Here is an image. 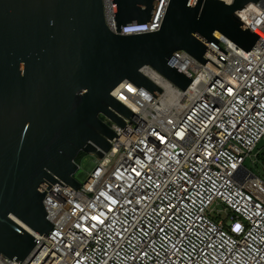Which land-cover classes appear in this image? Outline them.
<instances>
[{"label": "built area", "instance_id": "1", "mask_svg": "<svg viewBox=\"0 0 264 264\" xmlns=\"http://www.w3.org/2000/svg\"><path fill=\"white\" fill-rule=\"evenodd\" d=\"M168 2L126 33L157 30ZM102 3L115 30L112 0ZM235 15L259 35L255 45L214 33L226 54L206 46L224 62L174 51L169 61L191 78L184 90L149 65L140 72L161 88L156 98L128 80L113 88L131 120L100 115L117 134L110 149L73 175L76 189L55 182L45 192L53 225L34 234V257L0 264H264V176L243 165L264 137V0Z\"/></svg>", "mask_w": 264, "mask_h": 264}, {"label": "water", "instance_id": "2", "mask_svg": "<svg viewBox=\"0 0 264 264\" xmlns=\"http://www.w3.org/2000/svg\"><path fill=\"white\" fill-rule=\"evenodd\" d=\"M255 1L169 0L157 30L123 34L151 22L159 0H112L115 30L102 0H0V255L29 262L34 234L52 230L45 192L55 182L76 189L78 153L102 158L110 149L117 134L100 115L123 127L117 113H134L114 87L128 80L156 98L161 88L140 72L149 65L184 90L191 78L172 53L206 63L207 50L224 62L206 46L226 54L215 32L250 50L259 35L235 12Z\"/></svg>", "mask_w": 264, "mask_h": 264}, {"label": "rangeland", "instance_id": "3", "mask_svg": "<svg viewBox=\"0 0 264 264\" xmlns=\"http://www.w3.org/2000/svg\"><path fill=\"white\" fill-rule=\"evenodd\" d=\"M264 148V137L262 140L257 144L253 154L251 157H246L243 165L253 171L254 173L258 174L259 176H264V166H262V149ZM258 153L257 160H255L254 155ZM95 159V155L91 153L81 152L79 159H77L78 169L74 173V176L81 180V176L79 175L82 172L87 170L88 164Z\"/></svg>", "mask_w": 264, "mask_h": 264}, {"label": "clouds", "instance_id": "4", "mask_svg": "<svg viewBox=\"0 0 264 264\" xmlns=\"http://www.w3.org/2000/svg\"><path fill=\"white\" fill-rule=\"evenodd\" d=\"M129 29H132L131 27H128V28H125L124 26L121 28V32L123 34H132L131 32L130 33H126V31H128Z\"/></svg>", "mask_w": 264, "mask_h": 264}, {"label": "trees", "instance_id": "5", "mask_svg": "<svg viewBox=\"0 0 264 264\" xmlns=\"http://www.w3.org/2000/svg\"><path fill=\"white\" fill-rule=\"evenodd\" d=\"M261 153H262V152H260V154H261ZM80 155H81V152H79L78 155L76 156V158H75V161H76V162H77V159H79ZM258 155H259V154L257 153V157H258ZM261 155H262V154H261ZM261 159H262V162H263V164H264V157H263V155H262V158H261Z\"/></svg>", "mask_w": 264, "mask_h": 264}, {"label": "bare ground", "instance_id": "6", "mask_svg": "<svg viewBox=\"0 0 264 264\" xmlns=\"http://www.w3.org/2000/svg\"><path fill=\"white\" fill-rule=\"evenodd\" d=\"M215 34H216V35H218V34H219V32H215Z\"/></svg>", "mask_w": 264, "mask_h": 264}, {"label": "snow or ice", "instance_id": "7", "mask_svg": "<svg viewBox=\"0 0 264 264\" xmlns=\"http://www.w3.org/2000/svg\"><path fill=\"white\" fill-rule=\"evenodd\" d=\"M237 227H239V226H237Z\"/></svg>", "mask_w": 264, "mask_h": 264}]
</instances>
